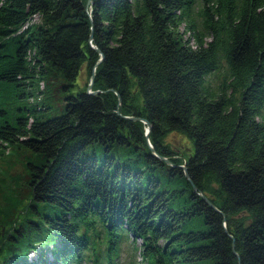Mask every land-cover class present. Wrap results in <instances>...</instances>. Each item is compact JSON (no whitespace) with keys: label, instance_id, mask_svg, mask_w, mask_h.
<instances>
[{"label":"trees","instance_id":"trees-1","mask_svg":"<svg viewBox=\"0 0 264 264\" xmlns=\"http://www.w3.org/2000/svg\"><path fill=\"white\" fill-rule=\"evenodd\" d=\"M86 1L0 0V264H264V0Z\"/></svg>","mask_w":264,"mask_h":264},{"label":"rangeland","instance_id":"rangeland-1","mask_svg":"<svg viewBox=\"0 0 264 264\" xmlns=\"http://www.w3.org/2000/svg\"><path fill=\"white\" fill-rule=\"evenodd\" d=\"M182 30V27H180ZM186 37V35H185ZM82 75L79 73L73 82V87L69 90H63L62 87L64 86L65 82L61 78V76L57 73L48 74L47 77L44 79L46 84L45 90L42 98V103L47 107V110L43 113L44 119L53 118L59 116L64 108L66 98L69 95H75V93L81 91L84 87V82ZM40 89H43V86H40ZM37 92L33 94V104H30V100L21 99L18 102L19 107L27 106L28 108L32 107V105L37 104ZM18 114V113H17ZM184 139H183V138ZM174 148L179 147L181 143L186 144L187 148L191 151L192 144L189 140H187L184 136H178L176 134H171L166 139ZM15 158V156H12ZM1 167V165H0ZM140 246V241L137 239L132 243V237L128 235L127 240L121 244L120 247V255L118 256L116 262L117 264H143V261L140 259L138 254V248ZM46 258L50 259L49 254L46 253ZM35 254L30 252L27 254L28 261H34ZM33 264H35L33 262ZM80 264H91L86 262H81Z\"/></svg>","mask_w":264,"mask_h":264},{"label":"water","instance_id":"water-1","mask_svg":"<svg viewBox=\"0 0 264 264\" xmlns=\"http://www.w3.org/2000/svg\"><path fill=\"white\" fill-rule=\"evenodd\" d=\"M86 3H90V0H87ZM91 37V35H90ZM92 49H94L96 52H98L95 48L91 47ZM102 60V56L99 54V59H98V62H100ZM93 69L91 71V74H90V77H89V81H88V84L86 86V93L87 94H92L90 92V88H91V85H92V80H93ZM126 119H129V120H136V118H126ZM142 123H144L146 125V129H145V136H147L148 132H149V124H147L144 120H142ZM150 148V146H149ZM151 149V148H150ZM151 151L153 152V150L151 149ZM160 160L164 161L166 164H169V162L167 160H165L164 158H159ZM182 169V167H180ZM184 171V170H183ZM184 176L185 178H187V175L184 171ZM194 190V189H193ZM202 199L205 200V198L203 196H201Z\"/></svg>","mask_w":264,"mask_h":264},{"label":"bare ground","instance_id":"bare-ground-1","mask_svg":"<svg viewBox=\"0 0 264 264\" xmlns=\"http://www.w3.org/2000/svg\"><path fill=\"white\" fill-rule=\"evenodd\" d=\"M40 20V19H39ZM37 22V17L36 16H32L30 18V20L28 22H26L23 27L21 28V30H24L26 29L27 27H30L32 24L36 23Z\"/></svg>","mask_w":264,"mask_h":264}]
</instances>
